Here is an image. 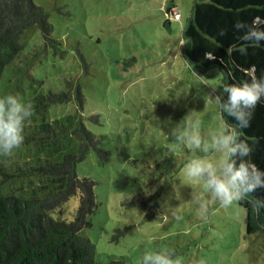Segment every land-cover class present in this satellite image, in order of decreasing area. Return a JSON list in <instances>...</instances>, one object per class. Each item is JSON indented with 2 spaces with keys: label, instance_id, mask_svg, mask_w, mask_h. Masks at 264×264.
Instances as JSON below:
<instances>
[{
  "label": "rangeland",
  "instance_id": "1",
  "mask_svg": "<svg viewBox=\"0 0 264 264\" xmlns=\"http://www.w3.org/2000/svg\"><path fill=\"white\" fill-rule=\"evenodd\" d=\"M195 1L34 0L48 11L53 41L37 26L26 29L21 52L2 73L0 97L16 94L34 106L24 144L0 156L9 173L79 152L81 124L102 139L109 158L92 148L77 166L81 178L96 182L98 206L81 233L95 244L97 262L140 264L145 250L171 249L182 264H264V231L247 233L246 209L221 208L202 180L185 175L188 163L216 159L212 137L226 127L212 95L221 71L199 76L182 55ZM172 3L181 18L167 15ZM62 91L72 98L45 107L38 99ZM43 122L53 126L51 138ZM193 134L198 148L188 145ZM47 179L18 175L0 185V196L30 197ZM78 206L76 194L51 215L69 222Z\"/></svg>",
  "mask_w": 264,
  "mask_h": 264
},
{
  "label": "trees",
  "instance_id": "2",
  "mask_svg": "<svg viewBox=\"0 0 264 264\" xmlns=\"http://www.w3.org/2000/svg\"><path fill=\"white\" fill-rule=\"evenodd\" d=\"M174 8L172 3L167 9L169 18ZM254 19L264 22V0L195 1L193 13L183 30L182 55L199 76L207 75L212 68H219L222 79L217 91L227 84L250 79V74L264 77V42L258 47L248 45L247 54L242 55L238 49L244 46L239 39L243 32L234 28L237 21L251 24ZM35 26L41 30L45 41H53V26L44 7L34 0H0V80L4 69L22 50L23 33ZM260 26L264 29V23ZM82 97L78 90L79 101ZM71 98V91H62L50 92L38 99L45 107L48 103ZM92 119L99 122L97 116ZM223 119L228 124H235L227 115ZM40 130L47 134V138H51L50 134L54 132L48 122L41 123ZM74 132L80 139L79 152L66 153L61 161H49L18 174L39 173L48 177L30 197L0 196V264H123L120 260L97 262L95 244L81 233L92 224L89 217L95 212L98 201L96 182L92 178H81L77 166L92 148L105 159L109 154L101 147L102 139L86 125H79ZM240 139L253 147L250 159L264 170V100L255 108L250 126L240 130ZM18 175L9 173L0 162V185ZM76 194H79V206L75 218L69 222L55 219L51 212ZM253 195L264 199V189ZM240 204L246 209L247 233L264 231V209L257 217L250 205L246 202Z\"/></svg>",
  "mask_w": 264,
  "mask_h": 264
},
{
  "label": "clouds",
  "instance_id": "3",
  "mask_svg": "<svg viewBox=\"0 0 264 264\" xmlns=\"http://www.w3.org/2000/svg\"><path fill=\"white\" fill-rule=\"evenodd\" d=\"M261 23L264 22L254 19L251 24L243 21L234 24L237 31L243 32L239 39L244 42V46L238 49L242 55L247 54L248 45L258 47L264 42ZM212 95L221 116L231 117L235 124H228L225 120L226 127L213 135L211 147L217 153L216 159L188 163L185 175L202 180L203 187L221 208H232L235 204L246 202L252 213L259 217L261 209H264V199L253 194L264 189V170L251 161L254 149L247 141L240 139V130L250 126L255 108L264 100V77L257 78L250 74L248 80L227 84L219 91L213 89ZM33 115L32 103L25 102L19 95L6 94L0 97V156L12 157L21 148L25 141V125ZM188 145L200 147V137L191 135ZM200 207L202 211L199 216L207 222V204L201 203ZM140 264H182V259L171 249L145 250Z\"/></svg>",
  "mask_w": 264,
  "mask_h": 264
},
{
  "label": "built area",
  "instance_id": "4",
  "mask_svg": "<svg viewBox=\"0 0 264 264\" xmlns=\"http://www.w3.org/2000/svg\"><path fill=\"white\" fill-rule=\"evenodd\" d=\"M171 17L175 18V19H179L181 18V15L179 12L176 11V9L174 8L172 11V15H170Z\"/></svg>",
  "mask_w": 264,
  "mask_h": 264
}]
</instances>
